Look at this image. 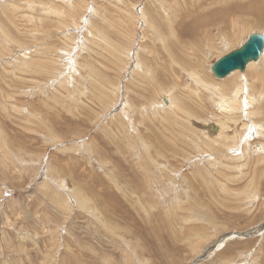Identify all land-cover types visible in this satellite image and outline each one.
<instances>
[{
  "label": "rangeland",
  "instance_id": "1",
  "mask_svg": "<svg viewBox=\"0 0 264 264\" xmlns=\"http://www.w3.org/2000/svg\"><path fill=\"white\" fill-rule=\"evenodd\" d=\"M261 1L0 0V264H264V100L186 72L264 90L211 72Z\"/></svg>",
  "mask_w": 264,
  "mask_h": 264
},
{
  "label": "bare ground",
  "instance_id": "2",
  "mask_svg": "<svg viewBox=\"0 0 264 264\" xmlns=\"http://www.w3.org/2000/svg\"><path fill=\"white\" fill-rule=\"evenodd\" d=\"M231 11H233V12H238V11H235V8H233ZM242 11H245V10H242ZM248 11H253L254 12V14H259V15H263L264 16V2L263 1H261V2H259V4H258V8H257V6L256 7H251ZM176 15V14H175ZM160 17V16H159ZM180 17V16H179ZM178 17V18H179ZM192 17V16H191ZM258 17H261V16H258ZM189 18V17H188ZM229 18H230V16H229ZM237 18H239V17H237ZM262 18V17H261ZM192 19V18H191ZM219 20V19H218ZM227 20V19H226ZM229 20V19H228ZM174 21V20H173ZM240 21V20H239ZM225 18H222V29H221V32H223V33H225V28L223 29V27L225 26ZM153 23V22H152ZM173 23V22H172ZM171 23V24H172ZM211 23H213V22H211ZM170 24V23H169ZM181 24V23H180ZM210 24V23H209ZM238 24H240V23H238ZM248 24H250L251 26L252 25H257L258 23L257 22H249L248 20H244V24L243 25H248ZM164 25H166V24H164ZM155 26V25H154ZM180 26V25H179ZM178 26V27H179ZM209 26H213V24L212 25H209ZM229 26V25H228ZM158 27V26H157ZM161 27V26H160ZM159 27V28H160ZM171 27V26H170ZM174 27H175V25H174ZM219 27H220V25H219ZM172 28V27H171ZM177 28V27H176ZM180 28V27H179ZM152 29H154V28H152ZM161 29V28H160ZM244 29V28H243ZM220 30V29H219ZM153 31V30H152ZM158 31H160V30H158ZM167 31V30H166ZM234 31V30H233ZM163 32V31H162ZM175 32H176V29H175ZM175 32L172 30V31H170L169 32V35H171V36H173V35H177V34H175ZM177 33V32H176ZM235 33V32H234ZM209 34V33H208ZM227 33H225V35H226ZM233 34V33H232ZM255 34V33H254ZM257 34H260V35H263V34H261V33H257ZM156 35V34H155ZM158 35V37L159 38H161V39H163V35H161L160 33L159 34H157ZM156 35V36H157ZM236 35V34H235ZM264 36V35H263ZM236 37V36H235ZM172 38H174V37H172ZM244 38V37H243ZM173 40V39H172ZM183 41V40H182ZM247 40H245V42H246ZM176 42V41H175ZM180 42V41H179ZM166 43V42H165ZM186 43V42H185ZM177 44H178V42H177ZM190 44V43H189ZM181 45V44H180ZM186 45V44H185ZM243 45V44H242ZM241 45V46H242ZM168 46V45H167ZM178 46V45H177ZM240 46V47H241ZM189 47V46H188ZM188 47H187V45H186V51H182V50H180V51H178V52H180L181 54L180 55H183L184 53H186L187 52V49H188ZM239 47V48H240ZM169 48V47H168ZM185 48V47H184ZM238 49V48H237ZM161 50V49H160ZM174 50V49H173ZM200 50V49H199ZM236 50V49H235ZM117 51V50H116ZM234 51V50H233ZM177 52V51H176ZM175 52V53H176ZM232 52V51H231ZM143 53V52H142ZM177 54H179V53H177ZM176 54V55H177ZM229 54V53H228ZM262 54H264V50L261 52V56H260V58L263 56ZM174 56V55H173ZM189 56V55H188ZM203 56V55H202ZM226 56V55H225ZM175 57V56H174ZM224 57V56H223ZM206 58V57H205ZM259 58V59H260ZM264 58V57H263ZM207 59H209V58H207ZM202 60V59H201ZM219 60V59H218ZM217 60V61H218ZM263 60V59H262ZM173 61H175V59H173ZM204 61V60H203ZM259 62V61H258ZM183 64H185L186 62H182ZM188 63V62H187ZM190 63V62H189ZM257 63V61L256 62H250V63H248V64H246V67H245V70L247 69V67L248 66H252L253 65V67H254V64H256ZM252 64V65H251ZM61 65V64H60ZM155 65V64H154ZM257 65V64H256ZM30 66V65H29ZM65 66V65H64ZM182 68V67H181ZM180 68V69H181ZM184 68H186V67H184ZM195 68V67H194ZM252 68V67H251ZM174 69V68H173ZM46 70V69H45ZM245 70H244V72H245ZM186 71V70H185ZM200 71H203V70H201L200 69ZM186 72H188L189 73V75H191V77H192V79L199 85V86H202L204 89H205V91L206 92H210L212 95H216L217 96V94L219 95L218 97H219V101L220 102H218L217 100V102L215 101V104H216V106L219 108V110L221 111V112H223L224 114L223 115H227L228 117H230L232 120H233V118H232V115L234 114H236L240 109H242L243 108V106H246V105H244V99H246V100H249V102H248V104L249 103H251V102H253V101H256L257 99H261V100H264V90H260L259 88H257L256 87V89H255V87H254V89L253 90H249V88H251V85H248L246 82L244 83V84H241L239 81H238V78L237 77H231V78H229V80H227V81H225V83H223L222 84V86H215V85H212L211 83H208L207 82V80H205L204 81V79H202L203 78V76L201 77V76H198V73L194 70V69H192V70H187ZM233 72H236V71H233ZM232 72V73H233ZM244 72H242V73H244ZM249 72V71H248ZM200 73V72H199ZM239 74V73H238ZM264 74V73H263ZM200 75V74H199ZM203 75V74H202ZM205 77H206V75H205ZM214 77V76H213ZM245 79V78H244ZM241 80H242V78H241ZM211 82V81H210ZM228 87H231V89H230V91L228 90V89H226V88H228ZM262 88L264 89V85L262 86ZM261 88V89H262ZM225 91V93H222V95L220 94V92L221 91ZM263 91V92H262ZM198 95H199V92L197 93ZM196 94V95H197ZM129 95H131V94H129ZM256 95L258 96V98L256 99ZM184 96H186V95H184ZM184 96H182V97H184ZM215 96V97H216ZM191 97V96H190ZM200 97V96H199ZM180 98V97H179ZM178 98V99H179ZM188 98V97H187ZM192 98V97H191ZM241 98H244V99H241ZM174 99H175V97H174ZM174 99H172V98H165V99H163L162 101H163V104L165 105V106H168L167 108H169L170 110L172 109L173 110V112H174V110L175 111H177V110H179V108H178V106H175V101H174ZM241 99V100H240ZM193 101V100H192ZM181 102V101H180ZM264 102V101H263ZM203 103V102H202ZM257 103V102H256ZM262 104V103H261ZM264 105V104H263ZM199 106H201V105H199ZM248 106V105H247ZM259 106V105H258ZM257 107V106H256ZM260 107H261V105H260ZM259 107V108H260ZM259 108H257V110L259 109ZM204 110V109H203ZM77 111V110H76ZM181 110H179V112H180ZM178 113V112H177ZM181 113V112H180ZM233 115V116H234ZM225 117V116H224ZM227 118V117H226ZM232 120H226V121H219L217 124H210L208 127H206V125L204 126V129H205V127L207 128V130H209L210 131V133H216V135L215 136H212L211 134V137H214V138H211V139H220L222 136H223V130H222V128H223V126H224V128H226L227 127V123L228 122H231ZM218 121V120H217ZM236 121V120H235ZM208 122V121H207ZM237 122V121H236ZM255 123L256 124H254L256 127H258V124H257V122L255 121ZM235 124V123H234ZM242 125V124H241ZM217 127V128H216ZM221 127V128H220ZM171 128V127H170ZM255 129V128H254ZM259 130V129H258ZM206 131V130H205ZM207 132V131H206ZM227 132V131H226ZM253 132H254V134H259V133H257V132H255V130H253ZM253 132H252V134H253ZM213 133V134H214ZM228 133V132H227ZM54 135V134H53ZM251 137V136H250ZM263 145V144H262ZM258 148H261V145H259V147ZM227 192V191H226ZM238 194V193H237ZM78 196V195H77ZM86 198V197H85ZM82 199V198H81ZM88 201V200H87ZM83 203V202H82ZM90 204V203H89ZM88 205V204H87ZM88 209V208H87ZM143 210V209H142ZM129 246V245H128Z\"/></svg>",
  "mask_w": 264,
  "mask_h": 264
},
{
  "label": "water",
  "instance_id": "3",
  "mask_svg": "<svg viewBox=\"0 0 264 264\" xmlns=\"http://www.w3.org/2000/svg\"><path fill=\"white\" fill-rule=\"evenodd\" d=\"M263 50L264 36L252 34L240 48L216 61L211 66V72L217 79H223L233 71L244 72L246 64L258 61Z\"/></svg>",
  "mask_w": 264,
  "mask_h": 264
}]
</instances>
